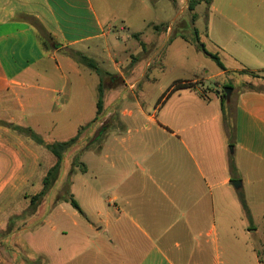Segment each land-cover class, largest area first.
<instances>
[{
    "label": "crops",
    "instance_id": "1",
    "mask_svg": "<svg viewBox=\"0 0 264 264\" xmlns=\"http://www.w3.org/2000/svg\"><path fill=\"white\" fill-rule=\"evenodd\" d=\"M147 6V0H0V113L8 119L0 122V229L18 199L26 202L42 189V163L48 170L55 162L12 127L18 121L35 130L56 126L72 102V78L87 87L66 50L111 60L125 42L121 32L136 31L126 9L139 23ZM227 6L219 33L207 36L215 50L204 47L241 67L222 61L224 69L176 79L160 87L152 111L142 96L123 100L116 116L123 128H110L80 155L85 169L78 170L90 174L91 194L81 195L75 179L70 193L81 211H45L35 228L18 232L29 264L36 257L41 264H264V87L253 88L260 83L240 73H257L264 84V0ZM25 16L51 35L53 48H43ZM172 29L165 28L164 39ZM158 37L151 55L163 45ZM139 45L146 54L149 45ZM234 74L246 81L239 89L230 84V145L221 112L226 84L204 88V81ZM92 111L94 118L96 100ZM36 236L44 237L41 245L32 242Z\"/></svg>",
    "mask_w": 264,
    "mask_h": 264
},
{
    "label": "rangeland",
    "instance_id": "2",
    "mask_svg": "<svg viewBox=\"0 0 264 264\" xmlns=\"http://www.w3.org/2000/svg\"><path fill=\"white\" fill-rule=\"evenodd\" d=\"M249 1L212 0L211 4L202 2L201 4H197L193 11H189L186 0H176L175 4L180 9V13L177 19L174 20L175 6L171 0H147L146 21H140L139 23H134L133 9H126L129 23L136 30L132 32H140V35L137 37L131 31H122L121 34L125 42L123 40L120 41V47L117 48L116 54H112L111 60L106 58L105 60H101L103 57L101 54L98 59L88 54V57L98 60L100 69H103V73L101 74H98L86 65L78 63L82 78L85 80L87 87L80 88L77 84L80 83L78 76L74 79L72 78V102L60 114L56 126H49L51 129L44 128L42 130H36L49 140H63L73 136L80 125H85L93 119L91 105L93 104L94 107L96 97L99 94V86L101 87L105 112L103 110L97 122L94 124L91 123L90 126H85L81 131L80 140L65 152L56 178L45 189L44 195L35 201L34 206L30 205V198L39 191L28 195L26 202H20L18 199V205L12 206L7 210L11 212L4 214L5 223L0 229V264H29L23 249L19 245L22 243L21 234L28 228L31 230L35 228L38 220L45 211H77L68 201H63L70 197V183L72 179H75L79 183L81 195L86 196L91 194V184L89 183L90 181L87 182L90 179V174L82 175L79 171L81 170L80 155L86 150L96 148L97 144H91V141L99 124H110V128L118 130L123 128L116 120L117 113L123 106L121 104L123 100L132 98L133 94L142 96V100L148 103V105L146 104L144 106L149 107V111H152L154 106L153 101L161 94L160 87H164L179 78L191 79L196 76L201 78L205 76L206 71L212 73L218 70L216 62L207 57L203 50H199L192 45H187L180 38L182 34L189 38H194L196 31L199 42L207 49L215 50L208 41L207 36L209 37L210 33L213 32L216 34L219 33V26L224 23V20L220 16V11L227 13L228 2L234 5ZM192 13L196 14L194 20H192ZM115 25H118V23L116 22ZM153 25H157L160 31H156ZM169 25L173 29L171 32H168L169 35L164 39L166 36V32H164L165 28ZM225 25L229 29L232 28L231 23ZM158 34H161L162 39H164L163 45L160 51L151 55V45L153 44L154 46L155 43H158ZM140 40H143L149 45L146 48L148 49L146 54V50H143L142 46L139 45ZM114 48L112 41H110V50L112 51ZM66 52L70 55L73 53L72 50H66ZM73 60L76 61L75 59ZM113 60L118 62L117 67L114 65ZM222 61L227 66L232 65L235 68L241 67L240 62L229 56H225V61ZM104 70L109 71L111 75L107 74ZM240 73L249 76L250 78L248 79H251V81L260 83L252 85L253 88L264 87L263 82L258 79V74V76H254L245 71ZM119 74L122 76L121 82H118L117 86L112 87L116 79H119ZM228 78L222 76L207 81L205 80L204 88L211 86L214 88L219 82H225L226 85L221 87L222 93L225 87L231 88L230 84L235 86L236 89H239L246 81V77L242 78L235 74L232 79ZM231 95H234L233 92H231L230 97ZM231 111L232 105H229L228 115L230 117H232ZM5 116V114L2 115L0 113V122L7 123L8 119L6 120ZM18 124L23 125L20 121H18ZM20 135L26 138L23 134L20 133ZM50 155L55 160V157L52 154ZM82 160H87V158ZM46 168L42 163L41 173H44V176L48 171ZM103 194L105 196L106 193ZM31 211H34V213L31 214ZM10 227H13V229L17 228L18 231L13 232V235L7 237L6 233ZM18 232L22 233L18 234ZM43 240V236H36V238L32 239V242L41 245ZM41 263V258L36 260V264Z\"/></svg>",
    "mask_w": 264,
    "mask_h": 264
},
{
    "label": "trees",
    "instance_id": "3",
    "mask_svg": "<svg viewBox=\"0 0 264 264\" xmlns=\"http://www.w3.org/2000/svg\"><path fill=\"white\" fill-rule=\"evenodd\" d=\"M171 1L173 2L174 0H171ZM202 1L206 2V3H210V0H186L187 9L189 11H193L195 6ZM195 17H196V14L192 13V18H193L192 20H194ZM25 18H26V20H28L30 22L32 27H34L36 34H37V37L40 40V43L43 46V48H45V49L53 48L51 46L52 37L48 32H46V30L42 27V25L34 17L25 16ZM194 35H195L194 38H189L185 35H182V38L185 39L186 41L192 43L197 49L203 50L204 54L207 57L214 60L216 62V64L218 65V67H220L221 69H224V65L220 61L219 57L216 54L207 51L205 49L204 45L199 42L196 31H195ZM69 56L72 59H75L79 64L86 65L88 68L95 70L98 74L103 73V71L100 69V66L98 65V63L94 59H92L88 56L83 55V54L78 53V52H73L71 55L69 54ZM251 74H253L254 76H258L257 73H254V72H252ZM118 82H121V79H116V82L114 83V86H112V87L117 86ZM179 86H181V85H179ZM175 88L176 87H174V89ZM102 110H103V98H102L101 87L99 86V94L96 97V115L94 116V118L89 123H87L85 125H80L78 127L77 132L73 136L68 137L67 139L49 140L48 138H45L43 135H41L39 132H37L35 129H33L31 127L19 126V125H14L12 127V129L16 130L19 134L21 133L26 138L33 141L34 143L43 146L46 150H48L55 157V162L48 169L46 175L43 177V180H42L43 188L38 193H36L35 195H33L30 198V205L34 206L36 203L35 201L44 195L45 189L49 186V184L52 182V180H54L56 178V175L58 173V170H59V167H60V164H61V161L64 157L65 152H67L73 145H75L77 143L78 140H80L81 131L83 128H85V126H90L91 123L94 124L95 122L98 121L99 115L101 114ZM228 110H229V105L226 104L225 95H224V92H222L221 93L222 120L224 122V126L226 128L227 133H228V139H229L228 142L230 145H233V143L230 141V139L232 137V129L234 130V126H233L234 122H232V118L228 115ZM110 127H111L110 124H102V123L99 124V126H97V131L94 134L93 140L91 141V144H97L98 145L99 143H101V141L103 140V138L105 136V133L107 132V130L110 129ZM228 165H229L230 170H233L234 162L232 159H230ZM80 166H81V170L85 169L84 164L81 162H80ZM63 201H68L73 208H75L79 212L81 211L76 200L73 198V196L71 194H70L69 198L64 199ZM240 202H241V205L244 209V212L248 213L247 206H246L244 199L240 198ZM32 212L33 211H31V213ZM16 231H18L17 228L13 229V227H10L7 230L6 235L8 236V234L16 232ZM37 259H39V257H36L34 260L36 261Z\"/></svg>",
    "mask_w": 264,
    "mask_h": 264
},
{
    "label": "water",
    "instance_id": "4",
    "mask_svg": "<svg viewBox=\"0 0 264 264\" xmlns=\"http://www.w3.org/2000/svg\"><path fill=\"white\" fill-rule=\"evenodd\" d=\"M224 95H225V101L226 102H229V99H230V94L232 92V87H225L224 90ZM231 184L235 187V188H238L240 186V180H231Z\"/></svg>",
    "mask_w": 264,
    "mask_h": 264
}]
</instances>
